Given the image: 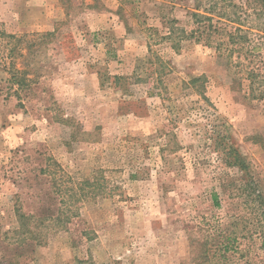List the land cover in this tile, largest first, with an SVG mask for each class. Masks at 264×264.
Segmentation results:
<instances>
[{
    "label": "rangeland",
    "instance_id": "obj_1",
    "mask_svg": "<svg viewBox=\"0 0 264 264\" xmlns=\"http://www.w3.org/2000/svg\"><path fill=\"white\" fill-rule=\"evenodd\" d=\"M261 2L0 0V264H264Z\"/></svg>",
    "mask_w": 264,
    "mask_h": 264
},
{
    "label": "trees",
    "instance_id": "obj_2",
    "mask_svg": "<svg viewBox=\"0 0 264 264\" xmlns=\"http://www.w3.org/2000/svg\"><path fill=\"white\" fill-rule=\"evenodd\" d=\"M261 8L262 10H264V0H262L261 2ZM260 9L259 7H255L254 10H258ZM194 16H196V20L200 23H202L203 21L207 20V21H211V16H207L206 14H201L199 12H195L193 14ZM183 32H185V30L182 29ZM197 31H200L198 33H202V31H206V28H204V30L201 31V29L199 28ZM214 31H216V29H214ZM194 33V32H192ZM0 34H6V31L4 30H0ZM232 34H237L235 32H232ZM234 40V39H233ZM236 40V39H235ZM18 72H20L19 70H17ZM24 73V72H23ZM204 77V76H202ZM202 77H197L193 79V82L199 81ZM24 80H26V78L24 77V79H19L18 85L21 88L22 85L25 84ZM225 148L227 149L226 153L228 154V157H230L231 159V163L236 164L240 167H244V168H248V164H246V160L245 158L242 156V154L240 153V151L238 150V148L235 147L233 142H230V144L225 145ZM253 182H251L252 184ZM217 199V197H215ZM253 200L255 202H257L258 204L261 205V207L263 208V215H264V194H256V196H254ZM17 212V216H18V222L20 224V227H24L27 228L30 225L34 224V222L39 221L40 224L45 223L47 220H54V222L56 221H60L61 218H59L58 216H48V217H44V218H39L37 215H35L34 213H30L27 214L26 212H23L21 210L20 207L17 208L16 210ZM37 238L41 239V236H37ZM237 238H234V240H236ZM226 240L228 241H219L217 242V251L218 250H223V251H229L231 249L232 246V241L233 238L232 236L227 237ZM209 241H205L202 245H208ZM264 245V244H263ZM211 248H206L204 247L203 250V256H202V264L208 261H211L213 259V257H215L217 255L216 252H212L211 253ZM200 263V264H201Z\"/></svg>",
    "mask_w": 264,
    "mask_h": 264
},
{
    "label": "crops",
    "instance_id": "obj_3",
    "mask_svg": "<svg viewBox=\"0 0 264 264\" xmlns=\"http://www.w3.org/2000/svg\"><path fill=\"white\" fill-rule=\"evenodd\" d=\"M94 35H96V34H94ZM121 39H122V37L120 36V35H118V37L117 38H114V39H112L111 37H105L104 39H103V42H105V43H103V45L104 46H107V44H108V47H107V49H110L111 50V43L112 42H119V43H117V44H115V45H119L120 46V44H121ZM107 51V50H106ZM118 51H120V49L118 50Z\"/></svg>",
    "mask_w": 264,
    "mask_h": 264
}]
</instances>
